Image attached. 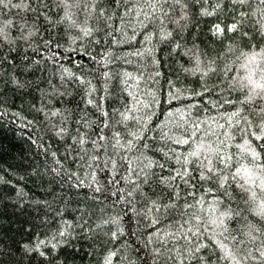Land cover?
<instances>
[{
	"label": "trees",
	"instance_id": "trees-1",
	"mask_svg": "<svg viewBox=\"0 0 264 264\" xmlns=\"http://www.w3.org/2000/svg\"><path fill=\"white\" fill-rule=\"evenodd\" d=\"M0 264H264V0H0Z\"/></svg>",
	"mask_w": 264,
	"mask_h": 264
}]
</instances>
